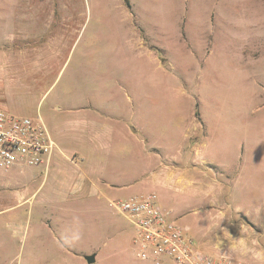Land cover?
I'll return each mask as SVG.
<instances>
[{
	"label": "rangeland",
	"instance_id": "1",
	"mask_svg": "<svg viewBox=\"0 0 264 264\" xmlns=\"http://www.w3.org/2000/svg\"><path fill=\"white\" fill-rule=\"evenodd\" d=\"M64 97L204 111L244 170L235 190L264 240V0H0V111L45 120ZM45 178L42 166L0 170V264H156L110 203L54 197Z\"/></svg>",
	"mask_w": 264,
	"mask_h": 264
},
{
	"label": "crops",
	"instance_id": "2",
	"mask_svg": "<svg viewBox=\"0 0 264 264\" xmlns=\"http://www.w3.org/2000/svg\"><path fill=\"white\" fill-rule=\"evenodd\" d=\"M62 104V108L54 109L61 110L62 116L39 118L56 142L49 163L42 165L46 178L39 189L52 177L57 187L54 197L66 196L62 191L72 189L79 191L83 200L100 207L117 198L155 193L161 208L188 228V237L201 252L264 264L231 254L226 240L221 249L216 247L223 237L221 229L239 238L240 225L248 226L247 235L262 248L264 240L256 225L243 217L256 218V206H242L247 202L235 190L244 170L239 166L233 173L232 154L226 150L224 139L216 140L217 123L204 111L178 106L169 110L166 103L149 106L144 100L134 105L111 101L92 104L64 97ZM218 124L219 129L224 127V123ZM235 157L237 162L242 160L239 151ZM213 180L218 182L219 191L208 195L206 186ZM25 191L17 189L15 194L24 198ZM220 214L227 218L221 221L217 218ZM49 232L52 247H58L56 232ZM81 234L89 236L84 231ZM90 236L94 237L86 238L84 244L97 242L98 231ZM79 246L71 242L62 245L69 252ZM93 247L84 251L92 253ZM84 260L80 264H90Z\"/></svg>",
	"mask_w": 264,
	"mask_h": 264
},
{
	"label": "built area",
	"instance_id": "3",
	"mask_svg": "<svg viewBox=\"0 0 264 264\" xmlns=\"http://www.w3.org/2000/svg\"><path fill=\"white\" fill-rule=\"evenodd\" d=\"M55 148L56 142L41 119L0 111V170L9 171L18 164L42 166L49 163ZM110 205L136 228L137 255L143 260L156 264H164L163 259L172 264H248L227 254L211 256L198 250L187 235L188 228L161 208L155 193L112 200Z\"/></svg>",
	"mask_w": 264,
	"mask_h": 264
},
{
	"label": "clouds",
	"instance_id": "4",
	"mask_svg": "<svg viewBox=\"0 0 264 264\" xmlns=\"http://www.w3.org/2000/svg\"><path fill=\"white\" fill-rule=\"evenodd\" d=\"M219 191V184L216 181H210L206 186V193L208 195H214ZM218 219L224 221L227 218L226 215L220 214ZM222 224V223H221ZM221 224L219 229H221ZM223 232L222 239L219 238L216 247L221 249V245L226 240L229 242L228 252L238 257H248L253 261H264V248L258 245L257 240L247 235L248 226L240 225L241 236L234 238L227 229H221Z\"/></svg>",
	"mask_w": 264,
	"mask_h": 264
},
{
	"label": "water",
	"instance_id": "5",
	"mask_svg": "<svg viewBox=\"0 0 264 264\" xmlns=\"http://www.w3.org/2000/svg\"><path fill=\"white\" fill-rule=\"evenodd\" d=\"M86 260L90 263L93 264L96 261L95 255L87 256Z\"/></svg>",
	"mask_w": 264,
	"mask_h": 264
}]
</instances>
